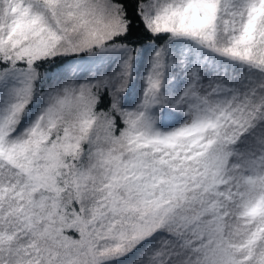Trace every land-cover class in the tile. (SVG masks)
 Masks as SVG:
<instances>
[{
	"label": "snow or ice",
	"instance_id": "6c2138e0",
	"mask_svg": "<svg viewBox=\"0 0 264 264\" xmlns=\"http://www.w3.org/2000/svg\"><path fill=\"white\" fill-rule=\"evenodd\" d=\"M0 264H264V0H0Z\"/></svg>",
	"mask_w": 264,
	"mask_h": 264
}]
</instances>
